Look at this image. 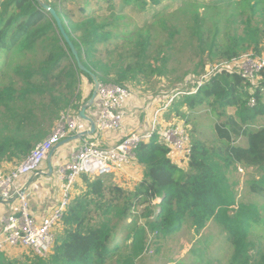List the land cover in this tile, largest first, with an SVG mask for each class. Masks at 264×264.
<instances>
[{"label":"trees","instance_id":"1","mask_svg":"<svg viewBox=\"0 0 264 264\" xmlns=\"http://www.w3.org/2000/svg\"><path fill=\"white\" fill-rule=\"evenodd\" d=\"M74 1L0 0V59L15 51H32L41 46V66H17L14 74L22 85L15 88L11 84L0 89V106L8 107L14 101L26 102L34 95L55 90L59 98H53V102L58 106L62 100L61 110L74 108L81 111L88 103H78L82 100L83 77L91 84L95 77L100 84L127 87V84L145 78L153 68L147 63L153 39L142 31L133 40H125L122 48L107 50L109 59L115 52L120 53L118 62L98 58V46L110 44L113 39L112 33L106 31L109 24L98 23L85 7H81L79 11L84 21L74 25L73 14L64 7L65 3ZM123 1L127 5L136 3L142 10L162 3V0ZM43 4L56 12L86 71L80 70L56 19ZM260 5H264V0H240L241 31L230 36L223 49L217 35L214 36L210 55L219 56L226 63L246 54L262 57L264 12L260 11ZM113 10L114 6L110 4V11ZM258 20H262L261 24ZM202 25L203 20L196 16L190 32L204 44ZM8 68L9 64L3 61L0 77ZM205 70L196 76L201 77ZM262 89L264 70L257 88L240 74L224 70L213 74L196 94L181 95L172 103L180 119L188 116L180 110L183 106L194 111L207 103L214 116L226 120L215 127L217 145L209 147L192 139L188 170H184L172 162L170 149L154 136L137 150V164L144 168L145 177L134 191L112 183V176L95 179L82 176L83 188L72 199L56 228L51 252L40 257L31 251L22 258L0 252V264H138L146 250L147 230L166 237L190 223L199 234L210 222L217 223L227 234L233 248L230 264H264V247L253 239L262 222L260 207L238 201L228 177L231 168L237 165L264 169V127L255 130L258 118L264 116ZM252 98L256 99L255 107L249 106ZM228 110H233V115H228ZM22 121L25 120L21 119L19 123L24 124ZM242 137L247 138V147L235 145L236 139ZM32 148L30 141L0 143V160L11 161L18 154L27 157ZM14 149L18 151L14 152ZM261 184L252 188V192L261 194ZM157 199L161 200L155 204ZM141 208V213L136 215ZM138 220L145 224H139ZM59 227L62 230L58 232ZM123 231L126 235L122 238Z\"/></svg>","mask_w":264,"mask_h":264},{"label":"rangeland","instance_id":"2","mask_svg":"<svg viewBox=\"0 0 264 264\" xmlns=\"http://www.w3.org/2000/svg\"><path fill=\"white\" fill-rule=\"evenodd\" d=\"M239 2L240 0H162L160 6H149L142 10L140 5H136V3L127 5L123 0H112L111 3L105 0H75L72 3H65L64 7L67 12L73 14L74 25L84 21L81 19L82 15L79 11L81 7H85L87 13L92 14L98 23L109 24L106 31L112 33L113 39L110 44L98 46V58L106 62L111 59L118 62L120 53L115 52L109 59L106 55L107 50H116V47L122 48L125 40H133L139 31L150 36L153 39V47L147 63L152 64L153 68L148 71L145 78L127 84V87L133 90L137 98L136 110L141 112L142 124L148 122L143 124L148 126L155 117L154 112L162 110L167 105L168 108L159 114V123L162 128L183 124L190 134L191 142L192 139L200 140L212 147L219 143L215 131L216 125L223 124L226 120L214 116L207 103L194 111L183 106L180 110L188 116L187 119L182 120L176 115V108L172 107L169 100L172 96L182 93L181 91H185V93L197 92L199 89L197 83L202 78L208 79L207 76L212 74L214 68H228L230 63L225 65L226 62L220 60L219 56L210 55V44L213 37L217 35L219 46L223 49L228 38L241 31L242 16ZM110 4L114 6L113 11H110ZM259 8L264 12V5H260ZM196 16L203 20L204 44L190 32ZM261 22L262 20H258V23L261 24ZM40 50L41 46L38 45L35 50L15 51L9 55L5 59L9 68L0 77V89L11 84L15 88L22 85L19 78L15 76L14 69L17 66H41ZM0 57H2V52H0ZM2 59H0V70L3 66ZM164 59H168V62H164ZM203 68L206 69L205 73L198 78L196 74H201ZM83 82L88 83L83 85ZM259 84L260 78L255 82V88ZM81 85V94L83 93L82 88H86L88 96L87 99L79 100L78 103H83L82 101L89 103L94 95V84L83 77ZM87 85L88 87H86ZM63 91L64 89L61 92ZM178 96L174 102L179 100L181 95ZM53 98H59V94L55 90L47 91L44 95H34L26 102L14 101L8 107L0 106V143L30 141L33 150L52 133L62 114L69 110L75 114L79 111L74 108L63 109V111L61 110L64 105L62 100H59L57 106L53 102ZM261 103L264 104V89H262ZM97 107L96 102L94 111ZM143 108H146L145 111ZM233 112V110H228L227 114L231 116ZM95 114L96 112L91 115L92 119ZM21 119L25 120L22 121L24 124L19 123ZM262 127H264V116L258 118L255 130ZM94 139L93 135L88 136L86 140ZM79 141L81 142V140ZM247 144V138L236 139L235 145L237 146L247 147ZM17 151L14 149V152ZM62 151L65 150L62 149ZM25 158L22 154H18L11 161L0 160V173H8ZM239 169L243 172H240ZM127 172L117 174L122 175L121 179L118 176L116 178L115 175L112 176L111 182L134 191L139 184L135 181L130 182L126 177ZM228 177L230 183L233 184L238 201L244 200L260 207L262 222L257 227L258 230L254 232L253 239L261 247H264V169L253 170L244 165H237V167L231 168ZM260 182H262L260 185L263 188L262 193H253L252 188L259 187ZM80 186L74 190L72 199L79 194ZM160 200L157 199L155 204ZM142 209H139V213L136 215L140 214ZM138 223L145 224V221L138 220ZM61 230L59 227L58 232ZM124 235H126V231H123L122 238ZM146 237V250L143 253V258L137 261L138 264H230L233 255V248L227 240L226 232L215 222L207 225L206 229L199 234L194 231L190 223H186L181 229L166 237L157 235L150 230H147ZM29 252L31 251L27 249L12 248L5 254L13 258H22Z\"/></svg>","mask_w":264,"mask_h":264},{"label":"built area","instance_id":"3","mask_svg":"<svg viewBox=\"0 0 264 264\" xmlns=\"http://www.w3.org/2000/svg\"><path fill=\"white\" fill-rule=\"evenodd\" d=\"M224 64H229L228 68L216 67L207 78L227 70L231 73L236 72L255 84L264 70V56L253 57L246 54L238 60ZM208 79L202 78L197 83L199 88ZM178 95L172 96L169 103L172 104L175 98L179 97ZM95 102L98 104L94 119L95 138L102 135L115 138L123 131L129 111L136 110L137 106V98L133 90L114 84H99ZM249 106H256L255 98L250 100ZM167 108L166 105L162 110L155 112L149 127L125 134L114 145L102 146L97 139L81 140L79 147L69 154L66 161L57 166L55 181L60 191L59 201L47 217L38 220L31 212L30 195L33 191H37L39 186L27 181L48 162L56 146L68 138L90 130V124L80 119L79 113L75 114L69 110L62 114L52 133L38 144L23 162L17 164L8 173H0L1 204L8 206L12 201H16L19 205L18 215L10 209V213L0 219V252L22 248L40 257H46L53 249L55 230L63 219L72 201L75 186L82 176L95 179L126 173L137 164L136 154L140 145L149 143L154 136H158L159 141L170 149L169 157L172 162L181 168L184 167L191 152V137L183 124L169 126L166 129L161 127L159 114ZM182 164L184 166H181ZM239 171L243 172L240 169Z\"/></svg>","mask_w":264,"mask_h":264},{"label":"crops","instance_id":"4","mask_svg":"<svg viewBox=\"0 0 264 264\" xmlns=\"http://www.w3.org/2000/svg\"><path fill=\"white\" fill-rule=\"evenodd\" d=\"M3 61L5 63V60ZM86 83L88 82H85V83L83 82V85ZM86 87H88V85ZM82 92H83L82 100L87 99L88 91L86 92V88L85 89L82 88ZM95 103L93 104L92 107L88 108L86 111V114H87L86 116H88L89 118L93 117L91 115H93L94 112L97 113V108L95 111L93 109ZM140 118H141V112L130 110L129 115H127V118H126L123 131L120 132L117 136H115V138L114 136H109V135L103 136L102 135V136L96 137L95 139L99 140L102 146L114 145L117 143V140L121 139L125 134L132 132V131H136L138 129H144V127L147 126L143 124H147L148 122L142 124V121L140 120ZM94 119H95V116H94ZM152 121L153 120L149 122V125L147 127L151 125ZM80 144L81 142L78 140V141L67 143L63 145L62 147L58 148L53 154V157L51 160L52 172L50 171V168H49L50 162H46L43 165L42 169L36 175L30 176L29 180L27 181V183L31 182L32 185L37 184L39 186L38 190L33 191L30 195L31 212L38 220H42L43 218L47 217L52 212L56 203L60 199V191L58 190V186L55 181V172H56L57 166L61 162L66 161L69 154L74 149L78 148ZM62 149H64L65 151L61 152ZM186 166H187V163L182 168L185 169ZM186 170H187V167H186ZM127 173L128 175L126 177L129 178L128 180L130 182L135 181L138 184H140L144 180L143 179L144 174H145L144 168L142 166H139L138 164H135L131 169L128 170ZM114 175H115V178L116 176H118V178L121 179L120 176L122 175L112 174L109 176H114ZM81 183H83L82 179L78 182L76 186L78 187L81 185L80 188H83V184ZM18 208H19V205L16 201H12L10 204H8V206H6L5 204H0V219L3 216H7V214H9L11 210L13 211L15 215H18L19 214ZM211 224L212 222H210L208 225H211ZM0 230H1V224H0Z\"/></svg>","mask_w":264,"mask_h":264},{"label":"water","instance_id":"5","mask_svg":"<svg viewBox=\"0 0 264 264\" xmlns=\"http://www.w3.org/2000/svg\"><path fill=\"white\" fill-rule=\"evenodd\" d=\"M43 7L45 8V10H47V11H48V12H49V13H50V14L56 19V21H57V23H58V27L60 28V30H61V32H62V34H63L65 40H66L67 43L69 44V46H70V48H71L73 54L76 56V60H77V62H78V65H79L80 70H82L83 72L86 71V69H85V68L82 66V64L80 63V61H79V59H78V56H77V52H76V50H75L73 44L71 43L70 39L68 38L67 34L65 33V31H64V29H63V27H62V25H61V21H60V19L58 18V16L56 15V12H55L53 9H51L50 6L47 5V4H43ZM93 80H94V95H93L92 99L90 100V102H89L86 106H84V107L82 108V110L80 111V113H79V117H80V119H82V120H84V121H86V122H88V123L90 124V130L87 131V132L80 133V134H78V135H76V136H73V137H71V138H68V139L64 140L63 142H61L58 146H56V147L54 148V150H53V152L51 153L50 158H49V160H48V162H50V164H49V168H50V171H51V172H52L51 160H52L53 154L55 153V151H56L58 148L62 147L63 145H65V144H67V143L73 142V141L83 140V139L87 138L88 136H91V135L95 134V132H96V126H95V122H94V120H93L92 118H89V117L86 116V111H87V109H88L89 107H92L93 104L95 103V100H96V98H97V90H98V86H99V84H100L99 81H98L95 77L93 78ZM1 203H2V199H0V204H1Z\"/></svg>","mask_w":264,"mask_h":264}]
</instances>
